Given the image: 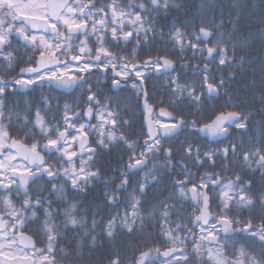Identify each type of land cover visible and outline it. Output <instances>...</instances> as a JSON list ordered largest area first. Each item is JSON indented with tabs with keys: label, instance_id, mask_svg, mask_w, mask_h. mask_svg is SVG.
Returning <instances> with one entry per match:
<instances>
[{
	"label": "snow or ice",
	"instance_id": "obj_1",
	"mask_svg": "<svg viewBox=\"0 0 264 264\" xmlns=\"http://www.w3.org/2000/svg\"><path fill=\"white\" fill-rule=\"evenodd\" d=\"M98 3L99 0H0V231L4 233L0 237V264H37L25 248L39 254L38 264H61L56 258L60 241L68 237L76 240L60 249L67 258L78 255L85 246L95 249L114 240L118 231L132 235L142 230L146 218L162 221L161 235L172 247L163 253L159 248L139 250L134 264H173V260L193 264L192 257L200 264H264V192L252 191L251 180L244 181L239 175L226 179L215 171L205 172L198 183L192 182L189 187L193 174L185 163L191 160L197 168L214 169L217 158H222L226 161L222 170L227 171L229 153L236 156L238 145L211 148L210 144L229 140L237 130L248 131V116L236 110L240 105L232 103L227 80L216 74L248 63L247 54L236 42L239 16L228 21L232 27L227 37L220 31L227 27L224 21L201 24L191 33L173 23L166 42L180 52L191 49L192 57L201 61L194 66L199 80L189 81L172 75L178 71L177 59L184 57L173 59L171 52L149 55L147 59L140 55L141 47L157 34L150 15H166L170 8L179 9L182 5L178 0L127 2V10L117 0L97 7ZM200 7L210 5L201 0ZM133 44L129 51L128 46ZM113 47L119 50L112 51ZM25 62L27 67H20L12 76ZM187 67L181 65L180 70ZM260 68L264 72V63ZM99 74L110 80V97L96 89L90 79ZM155 74L168 77L167 107L159 109V116L167 117L169 122L152 118L155 102L149 103L151 97L144 84ZM130 77L134 79L130 81ZM259 86L260 101L264 103V79ZM129 87L143 98L148 114L143 145L120 131L128 123L120 119L121 93ZM76 90L81 100L61 108L57 94H73ZM35 92L40 98L34 109L27 106L23 111H13L17 106L10 108L6 103L16 94ZM221 97L227 99L219 107L206 103ZM179 106L193 109V119L186 120L183 114L174 116ZM93 120L97 123L93 124ZM5 121L8 127L18 123L23 142L10 137ZM186 129L193 140L185 139L175 149L165 147L166 141L178 138ZM117 144L127 149V162L103 181L102 196L106 207L124 204L125 211L123 215L97 219L98 213L89 214L80 197L101 179L100 169L94 168L97 150L110 151ZM241 159L249 170L253 164L264 170V130L259 144L244 151ZM176 168L184 172L185 178L176 182V195L169 199L191 201L196 206L189 223L199 227L200 235L199 242L193 244L192 257L187 253L176 255V245L184 244L192 232L190 228L185 232L186 224L171 221L179 205L162 200L157 208L145 199L149 190L161 183V177L170 174L168 169ZM40 181L44 187L32 191ZM213 207L219 211L212 212ZM142 208L152 211L145 217ZM257 208L262 220L259 228L253 227L251 218L239 219L240 212ZM5 215L11 221L8 230L3 228ZM29 226L35 227L37 239L43 237L44 248L36 249L32 237L24 235ZM7 231L19 232L24 248L18 247L15 235L8 236ZM66 264L75 262L68 260ZM110 264H122L118 253Z\"/></svg>",
	"mask_w": 264,
	"mask_h": 264
},
{
	"label": "trees",
	"instance_id": "obj_2",
	"mask_svg": "<svg viewBox=\"0 0 264 264\" xmlns=\"http://www.w3.org/2000/svg\"><path fill=\"white\" fill-rule=\"evenodd\" d=\"M127 2L139 3L140 0H117V3L121 6H125ZM182 5L179 9L170 8L168 13L165 15L163 12L152 13L150 18L153 20L157 27V34L154 40H149L146 45H143L140 49V55L142 59H147L149 55L155 57L158 54H164L171 52V58L176 59L178 56L184 57V59H177V72H173L172 75H180L189 81L199 80L198 76H195V67L200 65V59L192 57V50L188 49L184 52H180L178 49L173 50V46L170 42H166L168 39L169 32L171 31V26L175 23L176 27L181 28L185 32H194L196 28L201 24H207L209 22H215L219 24L224 21L227 24L226 28L220 29L223 31L225 36L229 35V30L231 29V24L228 21L232 20L234 17L239 16V24L237 25V39L236 42L241 46L243 53H246V59L248 63L240 66L233 65L231 68H226L222 72H217V75H222L227 80L229 85L228 91L232 97V103L240 105L237 111L243 112L248 116L249 128L247 132L235 131L233 136L229 140L223 141L221 144H210L211 148H223L229 146L231 143L238 145L236 156H232L229 153V160L227 164L229 166L227 171L222 170V166L226 163L222 158H217L216 167L208 168L207 166L203 168H197L191 160L185 161L188 165V169L191 171L192 180L189 182V187L192 182H199V178L204 175L205 172H219L221 175L225 176L226 179H233L235 175H239L242 180L252 182V191L254 192H264V170H258L255 164L252 165V169L249 170L243 163L241 155L244 151L249 150L254 145L259 144L261 139V132L264 130V103L260 101V82L264 79V72H262L260 65L264 63V0H207L210 5L209 8H201V0H178ZM112 3V0H106V4ZM163 31V35H160V31ZM164 41V42H162ZM133 45L128 46L130 51ZM119 49L113 47L112 51H118ZM239 59V54L237 55ZM181 65H188L186 69L180 70ZM202 66V65H201ZM215 67V65H212ZM255 72V75H253ZM230 77H234L230 78ZM181 82H184L183 79ZM168 77L162 74L160 77H155L153 86L150 89V102L151 104L155 102L154 106L158 109L161 107H167V85ZM250 83H254L255 87H248ZM164 100L161 104L160 101ZM226 97H221L219 101H211L206 103H211L217 107L224 104ZM158 105V106H157ZM169 111H173L172 108H167ZM231 110V109H226ZM121 115V120L128 121V125L136 126L137 128L133 130L132 128L125 130L123 133L129 140L138 141L141 139L142 131L140 127L142 123L139 118H134L130 112L127 111L126 106H122L119 109ZM193 109L186 106H179L173 111V114L179 115L183 114L186 120L193 119L192 116ZM206 116L207 113H204ZM125 124V125H127ZM190 130H185L182 135L177 139L173 140L170 147L174 149L179 145V143L185 139L193 140L194 138L189 134ZM199 143H204L202 139H198ZM138 143V142H137ZM204 151L207 148L202 149ZM128 151L122 144L119 151L116 152L115 148L112 147L111 150H107L105 154L103 151L97 150V156L94 158V168L100 169L102 175L100 181L93 182L91 186V191L87 192L80 198L84 201L83 208L88 211L89 214L98 213L97 219L104 217L108 218L109 214L116 215L119 213L123 215L125 211V205L121 204L119 208H108L103 203L102 193L105 191L103 181L108 179L104 175L113 174L117 169L122 168L127 162ZM162 160L163 157H160ZM170 174L163 175L161 177V183L157 185L154 189L149 190L148 196L145 198L148 204H151L157 208L161 207L160 201L167 200L169 204H178L179 207L175 214L172 215L171 221L173 223H183L187 225V229H192L189 239L185 241L184 244H177L176 255L179 256L182 253H187L192 257L193 244L199 242L200 231L199 228L194 229L192 223L189 220L193 219L195 206L191 201H178L169 199L176 195L173 189L176 187V182L183 180L185 174L181 169L176 168L175 170L168 169ZM218 202V201H217ZM152 208H142L141 213L147 217L148 212H151ZM219 209L213 207V212H217ZM182 217L183 220L179 218ZM253 220V227L259 228L262 223L261 213L259 208L253 212H240L239 219ZM139 224V221H137ZM161 224L162 221L156 219L144 220V225L142 230H138L132 235H128L122 232H117L114 240L105 241L95 249L90 247H83L78 255H73L70 257H63L60 253V249L68 248L70 244H75L76 240L72 237H68L62 240L57 245L56 258L61 264H66V261H74L75 264H110V260L115 258V254H119L122 264H134L135 258L139 254V250H147L148 248H159L160 252L163 253L168 247H172L170 241L165 239L161 235ZM27 233L32 235L37 242L38 246H43L41 243L44 242L43 237L37 239L34 235L35 227L29 226L25 230ZM185 232L180 233L181 237L184 236ZM155 254V253H154ZM169 259H172L169 257ZM193 264H200V261L192 257ZM157 264H161L157 261ZM173 264H185V262H177L173 260Z\"/></svg>",
	"mask_w": 264,
	"mask_h": 264
},
{
	"label": "flooded vegetation",
	"instance_id": "obj_3",
	"mask_svg": "<svg viewBox=\"0 0 264 264\" xmlns=\"http://www.w3.org/2000/svg\"><path fill=\"white\" fill-rule=\"evenodd\" d=\"M82 3H87L88 0H81ZM101 4H106V0H99V3L97 4V7H99ZM15 43V40L13 41ZM38 55V53H37ZM25 61H27V57H25ZM20 67H27V63H21L19 65V67L16 68L15 72H12L11 75L15 76L18 72H19V68ZM94 72H96L97 70H93ZM162 74L159 75H152L150 76L147 81L145 82V88L150 96V89L153 86V82H154V78L155 77H160ZM7 78V77H6ZM91 81L95 84L96 89L103 91L105 97H110L112 95L111 92L108 91L109 85H110V80H106L104 77V74H99V76L97 75H93L92 77H90ZM134 79L130 77V81ZM137 83H139V81H136ZM44 95H47V92H44ZM58 95V102L62 108V106L67 103L70 105H75L77 102H79L81 100V96H80V92L79 90H76L73 94H57ZM39 92H35V93H19L16 94L12 97H10L8 100H6V103L9 105L10 108H12L13 105H16L17 107L12 108L13 111H23L27 106H31L33 109L37 107L36 101L39 100ZM142 97L137 96L135 90L129 88H125L123 89V92L121 93V104L119 109L122 106H126L127 107V111L130 112L131 114H133V116L138 115L140 117L135 116L134 118H139L140 122L142 123L140 130L142 131V135H141V139L138 140V144L143 145L145 139H147V129L144 125V113L142 111ZM150 102V100H149ZM56 101L53 102V104L55 105ZM115 104V102H113ZM151 104V102H150ZM51 115V114H49ZM160 119L157 115L156 112L153 115V119ZM162 120V119H160ZM163 121V120H162ZM80 122H84L83 120H81ZM166 122V121H165ZM7 121H5V127H6V131L9 132V135L12 139H16V140H21L23 142V138L22 136L18 133V123H14L12 127H8L7 126ZM93 124L97 123V121L93 120L92 121ZM132 128L133 130H135L137 127L136 126H130V125H124L120 131L124 132L127 129ZM182 135V133L180 134V136ZM179 136V137H180ZM177 138H174L172 140L166 141L165 142V147H169L172 142H174L173 140H175ZM10 142V141H8ZM150 142V141H149ZM30 143V142H29ZM92 143L91 137L89 138V144ZM122 144H117L114 145L113 147L115 148V151L118 152L119 148L121 147ZM105 154L107 153V150L103 151ZM86 158V157H85ZM112 174L109 175H104L105 177H110ZM106 180V179H105ZM118 183V181H117ZM37 187H44V184L42 181L38 182L37 185H33L32 186V191H35ZM105 189V188H104ZM81 199V198H80ZM82 200V199H81ZM83 204L82 206H84V201L82 200ZM17 208H19V202L16 203ZM3 206L0 205V208H2ZM55 207V206H54ZM213 211V210H212ZM4 221H5V230H8L11 228V221L9 219L8 216H4ZM24 233L27 234V232L24 230ZM4 233L2 231H0V237H3ZM7 235L8 236H13L15 235L16 240H17V245L20 248H23L18 241V237H19V232L17 233H13L11 231H7ZM3 242V241H0ZM41 245H46V242L44 241L43 243H41ZM40 248H44L43 246L40 247H36V249H40ZM25 252H27L28 257H32L34 259V261L39 262V254L36 253L35 251H27L25 249Z\"/></svg>",
	"mask_w": 264,
	"mask_h": 264
},
{
	"label": "water",
	"instance_id": "obj_4",
	"mask_svg": "<svg viewBox=\"0 0 264 264\" xmlns=\"http://www.w3.org/2000/svg\"><path fill=\"white\" fill-rule=\"evenodd\" d=\"M142 111L144 112V125H145V127H146V129H147V132H148V126H147V119H148V114L144 111V106H143V99H142ZM154 112H155V109H154V107H153V113H152V118H153V114H154ZM157 115H158V117L159 118H161L162 120H164V121H168V118L167 117H161V116H159V110L157 111ZM193 227L194 228H197L198 226H196V225H194L193 224ZM3 228L5 229V224L3 225ZM25 236H28V235H26V234H24ZM20 240H21V237H20V235H19V237H18V241H19V244L24 248V244H22V243H20ZM32 240L34 241V239L32 238ZM35 242V241H34ZM35 247H36V244H35ZM26 250H32V249H30V248H25ZM31 260H33L32 258H30ZM34 261V260H33Z\"/></svg>",
	"mask_w": 264,
	"mask_h": 264
}]
</instances>
